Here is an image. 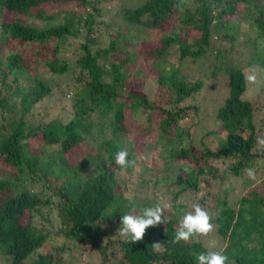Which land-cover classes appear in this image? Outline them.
I'll return each instance as SVG.
<instances>
[{
	"label": "trees",
	"instance_id": "trees-1",
	"mask_svg": "<svg viewBox=\"0 0 264 264\" xmlns=\"http://www.w3.org/2000/svg\"><path fill=\"white\" fill-rule=\"evenodd\" d=\"M55 1L0 0V46L6 49L0 53V163L12 171L10 177L0 178V254L5 263L55 264L54 249L41 247L60 234L65 243L59 251L65 250L67 242L74 248V242L81 248L90 245L101 260L115 258L114 264H197L194 253L212 247L202 236L174 242L185 207L176 200L187 190L197 193L204 174L219 175V167L209 161L227 160L228 173L249 179L246 184L251 189L234 205L228 203L225 190V198L212 197V208L202 207L214 212L216 233L225 243L221 251L230 264H264V114L256 121L258 107L244 97L247 80L243 69L227 59L224 102L214 113L215 125L204 127L199 143L192 139L197 124L189 126L184 140L176 139V129L189 116L190 108L194 106L199 113V107L189 102L202 94L205 84L203 79L185 77L180 71L182 63L233 51L242 22L254 30V41L264 45V2L117 0L114 13L104 16L108 0H75L78 10L47 13L42 5ZM10 13L16 17L10 18ZM172 23L178 30L170 26V33L160 35L158 44L138 43L144 35L155 38ZM82 31L84 41L72 48ZM214 36L223 49L213 44ZM35 44L39 48L32 53L22 49ZM134 44L139 45L138 50L131 53L128 48ZM48 45L49 54L42 47ZM171 46L178 51L173 65L167 61ZM70 51L76 55L69 95L73 115L67 120L48 118L41 104L53 87L39 71L45 69L54 76L71 72ZM254 56L261 60L264 50L250 60ZM132 57L158 64L156 98L127 87L125 78L134 67ZM220 68L215 66L212 73ZM141 109L148 111L147 123L135 131L148 133L153 111L158 110L156 138L167 149L163 158L167 173L154 174L151 186L156 191L169 181L159 200L154 193L139 196L138 189L128 195L125 182L133 166L120 167L115 162V153L125 147L114 138L131 132L127 118L133 121ZM216 136L220 142L217 149H211L204 138ZM34 140L40 141L31 145ZM68 153L74 157L71 165L60 161ZM179 160L187 161L188 167H172ZM260 174V184L252 187L251 178ZM167 202L166 225L150 227L142 241L132 243L117 234L123 214L133 208L139 214L142 208ZM52 211L59 219L57 230L38 228L36 219L52 226ZM154 243H160L158 251L153 249Z\"/></svg>",
	"mask_w": 264,
	"mask_h": 264
},
{
	"label": "rangeland",
	"instance_id": "rangeland-1",
	"mask_svg": "<svg viewBox=\"0 0 264 264\" xmlns=\"http://www.w3.org/2000/svg\"><path fill=\"white\" fill-rule=\"evenodd\" d=\"M117 0H108L106 1V5L102 14L104 16L108 14L114 13L113 4L117 3ZM257 2L262 3L264 0H257ZM44 10L52 14L53 12L62 11L66 9H74L78 10V4L75 0H56L55 2L45 3L42 5ZM107 7V9H106ZM10 18L16 17L14 13L9 14ZM26 20V18H24ZM29 22H35L36 24L38 21L36 18H29L27 19ZM171 26L173 30H178L175 28L174 23L170 24L167 27L161 29L158 36L155 38H149V35H144L143 38L138 39V43L150 41L153 45L159 43V36L169 34L168 28ZM240 33L237 38L234 40V49L233 51H223L224 54L218 55L215 57L214 54L210 59L208 58H198L195 62L190 63L189 60H185L181 65V73L187 77L188 79L196 80V79H203L205 81L204 88L202 94L195 99V101L189 102L190 104L199 107V113L196 114L194 106L189 110V116L184 120L180 121L179 126L176 129V139L177 140H184L185 135L189 132V126L197 124V126L193 127V141L194 143L198 144L202 136L206 132V128L214 126V113L216 108H218L224 102V93H225V81L224 73L228 68L227 65L229 64L228 60H230V64L240 67L243 69L246 77L249 75H254L256 80L254 82L247 80V90L244 94V97L249 98L254 104L258 107L255 110V120L258 121L259 118L263 117L264 108L262 103L264 102V56L260 60L259 58H254L250 60V58L255 55L256 53H261L264 50V45L258 44V42L254 41L255 32L252 29H248L245 22H242L241 27L239 29ZM85 32L82 31L79 37L74 39L72 48L77 47L81 42L84 41ZM17 43V41L15 42ZM144 44V43H143ZM213 44L216 47L222 46V42L219 41L218 38L215 36L213 37ZM138 44H134L130 46L128 49L129 52H136L138 50ZM21 47V46H20ZM48 54L51 52V46H42ZM39 48L38 44H35L28 48L27 50L22 47L24 51H28L27 53H32L36 49ZM11 50L12 48H8ZM176 46H171L168 49L169 56L167 57L168 63L173 65V62H176L178 51L176 50ZM8 50V51H9ZM6 51L5 48L0 46V53ZM73 51V50H72ZM75 53L71 51L68 53V58L70 59V65L72 71L63 74L60 76H54L50 72H47L45 69H41L39 71V75L46 79L53 87L52 93L46 97L44 103L41 104L44 110L48 111L47 117L51 118L53 116H59L64 120H67L72 117L73 115V108L71 106L70 97L72 92V85L73 75L76 73V60H75ZM223 58L226 61H222ZM215 62L213 64V60ZM131 64L134 66L130 70V75L126 76L125 80L127 81V87L131 91L142 93L148 97H153L156 94L157 90V82L156 77L158 74V64L153 63L147 58H134L132 57ZM220 69L216 70L217 73L213 74L212 69L215 66H219ZM138 70V73H135ZM135 73V74H134ZM157 95L155 96V98ZM148 111H144L141 109L133 119L127 118L128 122L131 126V132L127 135H118L114 139L119 140L121 144L125 147L128 151L130 158L137 161L136 165L133 166L132 172L127 173L126 179V186L128 188L127 194L132 196L134 192L137 190V194L139 196L149 195L151 196L153 193L157 194L158 200L160 199V193L162 190L166 189V186L169 181H166L162 185H159L156 188V191L152 189V183L155 179V175H164L167 173L165 170V163H164V156L167 153V149H165L161 142L156 138V131H157V121L159 118L158 110L153 111L152 115V128L148 133H137L135 130L138 129L139 125L146 124V116ZM196 116V117H195ZM195 117L194 119H192ZM260 120V119H259ZM259 122V121H258ZM216 127V126H215ZM214 127V128H215ZM134 131V132H133ZM95 137H98V134H94ZM103 136H108L103 133ZM41 139V135L39 138ZM98 140V139H97ZM206 144L211 149H217L220 139L218 136L216 137H205L204 138ZM40 140L32 141L31 145H37ZM95 140H92L94 143ZM94 145V144H93ZM264 147V145L262 146ZM196 150V149H195ZM198 152V149L196 150ZM147 157V159H145ZM61 162H66L67 164L71 165L74 163V157L71 153L66 154L60 159ZM226 162L221 161H209L213 165L219 167L220 173L219 175L214 176V174L206 173L201 178L200 189L197 193L193 192L192 190H187L185 193H182L179 198L176 200L178 203H182L185 205L182 213L187 210H191V205L193 203L198 202L201 206L209 205L212 208L211 200L214 195H217L220 199L225 198V190L227 192V199L230 205H234L237 202V199L247 190L251 189L249 187L246 177H239L228 173L226 170L227 160ZM176 164V165H175ZM180 165V169H186L188 167L187 161L179 160L177 163H173L172 167ZM149 167H155L158 169L157 173L153 172L149 169ZM150 171V172H149ZM12 171L11 168L7 165L0 163V178L10 177ZM152 175V178L150 176ZM223 175V176H221ZM259 176V173L257 174ZM253 176L251 180L253 181L252 187L257 186V184L261 182V174L260 177ZM150 179V187L146 186L149 183L147 180ZM139 181L140 184H139ZM248 185H247V184ZM255 185V186H254ZM177 188V187H176ZM168 202L170 201L168 196ZM168 208H170L169 203ZM204 208V207H203ZM47 211V208L44 209V212ZM56 212L52 211L51 217L53 220L52 226H45L40 219H36L34 223L38 226V228H50L53 230H57L59 225V219L56 217ZM212 212L211 214L214 216ZM215 224V223H214ZM216 225L215 231L211 233L207 237H203V241L209 243V246L214 248L215 250H220L225 245L224 241L219 237L216 233ZM67 242V241H66ZM65 239L61 237L60 234L57 237L48 238L44 245L41 248L49 249L52 247L54 249V253L56 255L55 264H114L115 258L107 259L106 261L101 260V256L96 252V250L91 247L90 245H85L81 248V244H77L74 242L73 245H76L74 248L72 242H67L68 245L65 250L59 251L57 248L59 246L64 245ZM68 248V249H67ZM0 264H6L3 260V257L0 254Z\"/></svg>",
	"mask_w": 264,
	"mask_h": 264
},
{
	"label": "clouds",
	"instance_id": "clouds-1",
	"mask_svg": "<svg viewBox=\"0 0 264 264\" xmlns=\"http://www.w3.org/2000/svg\"><path fill=\"white\" fill-rule=\"evenodd\" d=\"M246 80L254 82L256 77L249 75ZM115 162L120 167L135 166L137 163L135 159L129 160V153L126 149L118 150L115 153ZM167 208V204L156 203L154 206L142 208L139 214H136L135 208L131 209L121 216L117 234L122 238H127L132 243L142 241L147 229L157 227L160 224L166 225L165 212ZM213 219V215L198 202L193 203L191 210L185 211L179 220L178 228L174 234V242H188L197 236H209L215 231ZM152 247L158 251L160 243H154ZM194 258L197 264H230L229 257L214 248H207L205 251L194 253Z\"/></svg>",
	"mask_w": 264,
	"mask_h": 264
}]
</instances>
